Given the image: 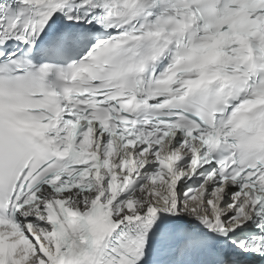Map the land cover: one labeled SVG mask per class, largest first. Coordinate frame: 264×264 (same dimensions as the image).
Returning <instances> with one entry per match:
<instances>
[{
  "label": "snow or ice",
  "instance_id": "obj_1",
  "mask_svg": "<svg viewBox=\"0 0 264 264\" xmlns=\"http://www.w3.org/2000/svg\"><path fill=\"white\" fill-rule=\"evenodd\" d=\"M0 264H264V0H0Z\"/></svg>",
  "mask_w": 264,
  "mask_h": 264
}]
</instances>
